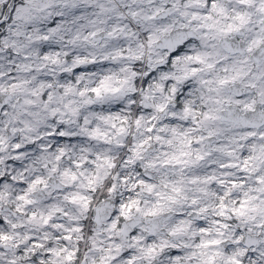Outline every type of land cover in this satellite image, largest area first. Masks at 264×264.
I'll use <instances>...</instances> for the list:
<instances>
[{
  "label": "clouds",
  "instance_id": "clouds-1",
  "mask_svg": "<svg viewBox=\"0 0 264 264\" xmlns=\"http://www.w3.org/2000/svg\"><path fill=\"white\" fill-rule=\"evenodd\" d=\"M0 264H264V0H0Z\"/></svg>",
  "mask_w": 264,
  "mask_h": 264
},
{
  "label": "snow or ice",
  "instance_id": "snow-or-ice-1",
  "mask_svg": "<svg viewBox=\"0 0 264 264\" xmlns=\"http://www.w3.org/2000/svg\"><path fill=\"white\" fill-rule=\"evenodd\" d=\"M4 223L3 220H0V225H2ZM0 239H7V237H0Z\"/></svg>",
  "mask_w": 264,
  "mask_h": 264
}]
</instances>
